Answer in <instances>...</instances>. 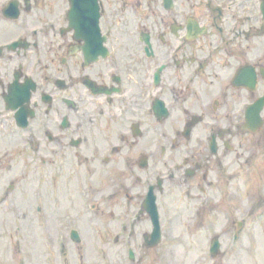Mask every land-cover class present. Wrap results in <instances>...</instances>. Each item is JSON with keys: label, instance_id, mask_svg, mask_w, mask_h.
I'll return each mask as SVG.
<instances>
[{"label": "flooded vegetation", "instance_id": "flooded-vegetation-1", "mask_svg": "<svg viewBox=\"0 0 264 264\" xmlns=\"http://www.w3.org/2000/svg\"><path fill=\"white\" fill-rule=\"evenodd\" d=\"M263 95L262 0H0V155L13 158L18 132L55 205L92 190L93 207L127 224L152 188L157 201L218 202L196 192L231 185ZM127 234L136 264H152L157 247L138 239L149 232ZM61 244L55 264H116L127 248L94 259Z\"/></svg>", "mask_w": 264, "mask_h": 264}, {"label": "rangeland", "instance_id": "rangeland-1", "mask_svg": "<svg viewBox=\"0 0 264 264\" xmlns=\"http://www.w3.org/2000/svg\"><path fill=\"white\" fill-rule=\"evenodd\" d=\"M245 137L242 134L240 141ZM251 137L246 142L248 151L239 154L232 164L231 185H221V197L217 189L212 191L218 202L210 199L199 205L190 199L185 201L184 190L175 191L170 197L161 196L158 205L162 223L170 227L164 228L166 236L157 247L159 252L152 256V264H264V127ZM22 140L16 132L11 160L0 155V264H55L60 234L61 247L86 248V253L94 254V259L102 247H112L113 251L126 247L124 243L131 246L128 243L131 235L127 234L131 232L130 225L122 230L118 220H111L112 208L93 207L96 199L90 197H94L92 190L84 193L90 195L86 200L79 193L69 191V196L72 193L74 196L71 203L65 192L60 191L57 196L58 204H62L60 211L69 212L60 220L56 213L58 204L55 205L50 192L42 190L44 180L38 166L23 151ZM11 184L13 188L9 187ZM196 194L202 195L199 191ZM38 205H42L43 213L38 212ZM239 221H244L240 229ZM152 226L149 217L142 215L135 228L138 232L151 231ZM72 228L78 229L81 244L71 240ZM236 230L242 231L234 241ZM108 232L126 233L122 245ZM217 235L221 237L222 251L212 256L211 239ZM138 239L143 243L142 237ZM127 250L122 262L116 264H136L143 253L134 248L136 260L133 261L127 259Z\"/></svg>", "mask_w": 264, "mask_h": 264}, {"label": "water", "instance_id": "water-1", "mask_svg": "<svg viewBox=\"0 0 264 264\" xmlns=\"http://www.w3.org/2000/svg\"><path fill=\"white\" fill-rule=\"evenodd\" d=\"M262 106H263V103H261V105L259 106V109H258L259 111L262 108ZM148 209L151 213H154V216H155L154 222L156 223V226L158 227V229H156L154 236H155V240H157L159 238V234H158L159 223H158V212H157L156 204L151 202V204H148ZM219 246L220 244H219L218 239H214L212 243V247H211V251L213 254L218 253Z\"/></svg>", "mask_w": 264, "mask_h": 264}]
</instances>
